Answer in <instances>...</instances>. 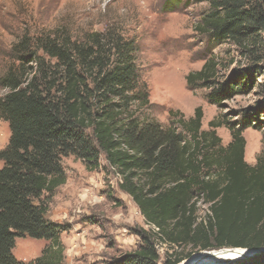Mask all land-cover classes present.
I'll return each mask as SVG.
<instances>
[{"label": "trees", "instance_id": "trees-1", "mask_svg": "<svg viewBox=\"0 0 264 264\" xmlns=\"http://www.w3.org/2000/svg\"><path fill=\"white\" fill-rule=\"evenodd\" d=\"M195 1L209 4L200 31L215 43L230 42L246 63L220 80L221 62L211 56L187 74L188 86L209 88L206 97L215 104L262 88L256 78L264 75V0ZM12 50L17 62L0 77L6 90L0 119L10 131L0 150V264H61L67 226L47 212L66 180L61 158L70 155L94 170L103 154L118 188L151 226L136 250L109 264H158L155 238L173 249L162 264L182 263L196 250L264 248V153L254 165L244 160L242 130L252 125L250 115L228 126L232 140L225 147L214 129L200 130V106L188 119L180 115L181 130L140 119L149 102L137 47L116 28L73 36L57 27L26 34ZM200 201L207 213L198 220ZM25 235L49 241L28 262L11 253L15 238ZM187 246L192 250L174 249ZM227 264H264V253Z\"/></svg>", "mask_w": 264, "mask_h": 264}, {"label": "rangeland", "instance_id": "rangeland-1", "mask_svg": "<svg viewBox=\"0 0 264 264\" xmlns=\"http://www.w3.org/2000/svg\"><path fill=\"white\" fill-rule=\"evenodd\" d=\"M208 12V2L195 0H0V77L17 62L12 49L26 34L33 38L65 27L73 36H81L116 28L133 38L137 47L139 80L147 88L149 102L138 111L140 119L180 129L178 118L192 117L200 106V130L214 129L225 147L232 140L228 126L237 128L250 115L252 125L243 128L242 136L244 160L254 165L264 153V86L254 85L249 93L215 104L206 97L209 88H192L186 82L187 74L199 70L211 56L221 62L220 80L246 63L230 42L215 43L209 33L200 31ZM256 82L263 85L264 75ZM5 92L0 86V95ZM212 120L221 125L211 126ZM9 134L8 123L0 119V150ZM99 163V168L90 170L73 155L61 158L66 180L52 194L47 212L48 219L67 226L60 235L61 264H109L136 250L141 231L151 230L130 196L118 188L119 176L108 167L103 154ZM197 207L199 220L207 213V204L200 201ZM154 241L158 264H162L173 249L157 238ZM48 244L46 239L17 236L11 253L16 260L28 262L40 256ZM174 249L181 253L192 250L190 246ZM199 251L192 254L202 253ZM233 261L227 259L223 264Z\"/></svg>", "mask_w": 264, "mask_h": 264}, {"label": "bare ground", "instance_id": "bare-ground-1", "mask_svg": "<svg viewBox=\"0 0 264 264\" xmlns=\"http://www.w3.org/2000/svg\"><path fill=\"white\" fill-rule=\"evenodd\" d=\"M247 249H225L211 251L207 253L193 254L189 259L191 264H208V263H220L223 264L227 259L234 260L239 255H242Z\"/></svg>", "mask_w": 264, "mask_h": 264}, {"label": "water", "instance_id": "water-1", "mask_svg": "<svg viewBox=\"0 0 264 264\" xmlns=\"http://www.w3.org/2000/svg\"><path fill=\"white\" fill-rule=\"evenodd\" d=\"M226 248H222V249H218V250H225ZM228 249H237V248H228ZM248 251L244 252L242 255H239L236 259H241V258H245L251 255H255L257 253H264V248H258V249H247ZM204 253L211 252V250H203ZM202 251V252H203ZM216 251V250H215ZM200 252V251H199ZM193 254H191L188 258H186L182 263L179 264H191L189 259L191 258ZM208 264H212V263H208ZM214 264H220V263H214Z\"/></svg>", "mask_w": 264, "mask_h": 264}]
</instances>
